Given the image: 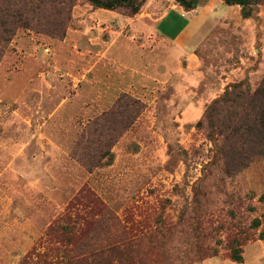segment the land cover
<instances>
[{
	"label": "rangeland",
	"instance_id": "obj_1",
	"mask_svg": "<svg viewBox=\"0 0 264 264\" xmlns=\"http://www.w3.org/2000/svg\"><path fill=\"white\" fill-rule=\"evenodd\" d=\"M174 14L200 27L183 41L155 27ZM1 52L0 264L55 258L48 231L87 192L108 212L78 242L134 238L123 264H264V156L228 175L226 133L206 118L264 76V1L145 0L128 15L0 0Z\"/></svg>",
	"mask_w": 264,
	"mask_h": 264
},
{
	"label": "trees",
	"instance_id": "obj_2",
	"mask_svg": "<svg viewBox=\"0 0 264 264\" xmlns=\"http://www.w3.org/2000/svg\"><path fill=\"white\" fill-rule=\"evenodd\" d=\"M95 8L106 10L121 9L128 15H134L145 0H86ZM186 10L194 8L195 0H174ZM227 4L240 5L243 8L252 3H260L264 0H224ZM250 15V10L243 11L244 18ZM4 43H7L5 40ZM2 55V52L0 53ZM231 92L226 91L224 95L214 102V105L206 110V118L210 128L219 127L226 133V141L222 144L224 148L223 170L228 175L244 168L255 157L264 156V76L253 91L246 87L241 88L240 83L234 85ZM126 106L140 108L138 100L126 101ZM112 114V113H110ZM113 115V114H112ZM132 118L127 117L123 121L121 133L129 127ZM214 120V121H213ZM216 123V124H215ZM111 157L106 162L109 164ZM81 206L82 210H74ZM71 212L67 211L60 216L56 224L48 231L50 237H55L59 247L53 248L57 252L55 258L43 260L42 264H123V258L127 256V250L135 244V239L121 238L115 236L107 237L104 243L88 240L78 242L84 236V232L92 226L101 223L100 214L108 212L105 204L91 192L85 193L75 203L71 204ZM101 216V215H100ZM258 224L257 221L253 222ZM264 237V234H263ZM133 248V247H132ZM230 256L234 261H240V248L230 250ZM28 258V257H27ZM24 260L22 264H29Z\"/></svg>",
	"mask_w": 264,
	"mask_h": 264
},
{
	"label": "crops",
	"instance_id": "obj_3",
	"mask_svg": "<svg viewBox=\"0 0 264 264\" xmlns=\"http://www.w3.org/2000/svg\"><path fill=\"white\" fill-rule=\"evenodd\" d=\"M210 2H215L217 4L220 3V0H210ZM221 10V9H217L214 8V10ZM188 12H192V11H188ZM174 14L173 16V20H166L163 17H161L157 22L154 23L155 27H160L163 28L165 30L166 34H172L174 33L173 36H175V38L180 39L181 41L188 39L189 37L192 36V34L200 27V23H201V14L199 15H195L192 16L191 18H184L181 19L180 15ZM175 17H177V19L175 20ZM149 27V25H148ZM171 36V35H170Z\"/></svg>",
	"mask_w": 264,
	"mask_h": 264
}]
</instances>
